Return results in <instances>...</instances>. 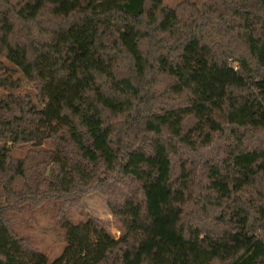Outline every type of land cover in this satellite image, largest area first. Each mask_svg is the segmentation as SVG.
Instances as JSON below:
<instances>
[{
	"label": "trees",
	"instance_id": "16d2710c",
	"mask_svg": "<svg viewBox=\"0 0 264 264\" xmlns=\"http://www.w3.org/2000/svg\"><path fill=\"white\" fill-rule=\"evenodd\" d=\"M214 1L0 0V264H264V0ZM127 180L119 238L73 221ZM52 200L53 260L13 226Z\"/></svg>",
	"mask_w": 264,
	"mask_h": 264
},
{
	"label": "rangeland",
	"instance_id": "374dc122",
	"mask_svg": "<svg viewBox=\"0 0 264 264\" xmlns=\"http://www.w3.org/2000/svg\"><path fill=\"white\" fill-rule=\"evenodd\" d=\"M166 5L171 7H182L187 14L193 15L196 11L203 12L205 9L215 5L214 0H165ZM195 12V13H194ZM30 93L35 95L36 90L32 83L23 81V87L14 93ZM9 93L8 90L0 88V99ZM5 113V112H3ZM247 147H264V130L251 135L245 142ZM50 141L44 146L50 147ZM30 145H24L14 150L16 157H23ZM135 183L127 180L123 184L110 182L103 190L93 189L84 194L79 206L70 210L74 222L85 221L88 217L99 218L104 221L110 232L119 238L121 229L108 206V199L120 200L125 193L134 189ZM61 205L55 200L49 201L38 209L26 208L23 213L14 217L13 226L16 231L26 238L35 248L45 252L51 260L61 254L66 244L65 231L57 220L58 209ZM207 214V211H204ZM208 215V214H207ZM219 217H222L220 214Z\"/></svg>",
	"mask_w": 264,
	"mask_h": 264
}]
</instances>
